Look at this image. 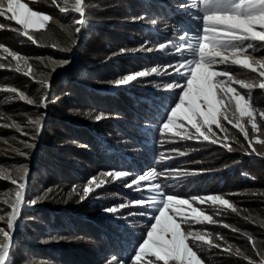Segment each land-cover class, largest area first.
<instances>
[{"label": "trees", "instance_id": "1", "mask_svg": "<svg viewBox=\"0 0 264 264\" xmlns=\"http://www.w3.org/2000/svg\"><path fill=\"white\" fill-rule=\"evenodd\" d=\"M167 2L86 0V22L77 34L79 25L74 20L79 14L72 10L74 0H57L55 5L52 0H27L33 10L52 17L44 29L30 31L36 43L15 31L19 26L14 21L0 17V169L15 175L18 166L27 164L26 200L37 201L23 208L18 218L11 264H106L109 258L131 264L150 218L128 215L141 211L138 206L115 215L104 214V209L117 206V200L127 203L146 195L145 189L134 191V186L125 184L151 164L150 168L159 171L189 173L178 180L162 177L167 180L168 193L179 198L221 194L236 207L233 212L221 205L199 206L216 223L194 225L193 230L211 233L218 245H202L198 258L203 264H249V260L259 264L258 253L264 252V156L247 154L252 151L249 141L227 122V144L232 151L220 143L191 140L161 147L158 127L165 107L179 90L170 92L158 85L181 78L153 74L121 88L111 83L178 59L173 48L160 50L158 45L181 43L173 21L184 16L177 5L185 1L176 0L175 7ZM61 6L67 15L61 14ZM4 47L23 56L28 65L21 61V71H16L17 61L3 52ZM148 47L153 51H146ZM249 54L264 58V49L257 47ZM65 60L68 63H60ZM230 70L257 84L252 89H237L256 115L258 127L264 125L260 115L264 113V89L258 86V73L235 66ZM8 88L36 103L29 105ZM44 99L50 102V113L37 106ZM100 115L103 118L97 121ZM37 116H46L45 128L34 141L37 147L25 158L18 154L29 151L21 141H32L22 133L34 134L29 120ZM248 128L252 134L250 124ZM214 130L223 138L219 129ZM252 135L264 139L259 131ZM255 146L264 152L260 144ZM173 149L186 154L180 156ZM169 155L173 158L168 159ZM109 170H129L133 175L119 185L96 189L82 200L78 193L89 179ZM15 187L0 175V215L5 216L0 226L6 227L11 208L5 201L15 198Z\"/></svg>", "mask_w": 264, "mask_h": 264}, {"label": "snow or ice", "instance_id": "2", "mask_svg": "<svg viewBox=\"0 0 264 264\" xmlns=\"http://www.w3.org/2000/svg\"><path fill=\"white\" fill-rule=\"evenodd\" d=\"M52 3L57 4V0H52ZM86 7V0H74L72 5V10L79 14V18L74 20V23L79 25L75 28L77 34L82 31V26L86 22ZM177 7L184 12L183 17L173 21L180 33L178 39L181 43L166 41L159 44L158 48L160 50L166 47L173 48L178 54V59L169 61L167 65L153 66L150 69L123 75L112 81V85L115 88L129 86L138 81V78H146L153 74L179 76L180 80L166 81L158 85L170 92L179 90L172 98V103L165 107L164 117L158 127L161 147L164 143H174L178 140L208 141L212 144L220 143L222 147H229L227 144L229 129L225 124L227 122L232 128L237 129L246 141H249L248 147L252 151L247 154L264 156V152L255 146L260 144L264 147V139H256L252 135L259 131L261 136H264V125L258 127L256 115L249 110L248 104L245 103V96L237 89V86L240 89H252L257 84L230 70L232 66H239L252 73H258V86L264 89V59H256L249 54V50H255L257 47L264 49V0H185ZM59 11L65 13L67 9L61 6ZM0 17L14 21L15 25L19 26L15 31L33 43H36V40L33 39L30 30L44 29L52 19L48 14L33 10L27 0H0ZM152 23L155 24L156 21L153 20ZM182 25H188V27H182ZM256 42H260L259 45ZM72 43L75 44L76 41L73 40ZM146 51L151 52L153 48L148 47ZM3 52L17 61L16 71H21L19 67L21 61L28 65V60L16 52L9 51L6 47L3 48ZM60 63L66 64L68 61ZM28 72H31L30 66ZM28 72H25V75ZM6 91L17 93L19 98L29 105L36 103L24 93L17 92L15 88H8ZM37 106L46 108L47 104L41 101ZM260 115L261 119H264V113ZM44 118V116H37L29 120V124L34 128V134L27 132L22 134L29 136L32 142L21 141L24 148L29 151H19V155L29 158L31 150L37 147L34 141L41 135ZM102 118L103 115H100L96 117V120L99 121ZM249 124L252 134L248 128ZM13 127L22 131L19 124ZM214 129H219L224 134L223 138ZM232 150L229 147V151ZM170 151L180 156L186 154L176 149ZM172 158L171 155L168 156V159ZM160 159H164L163 154ZM188 174V172L171 170H146L145 173L139 174L138 177L134 176L131 182L125 184L127 188H133L135 185L134 191H140L144 187L141 182L148 181L146 195L134 201L129 200L127 203L104 209L106 213L115 215L120 213L121 209L137 205L142 210L129 212L128 215L150 218L151 223L144 238L137 245L131 264H201L198 252L202 245L218 247L210 238L211 233L193 230L194 225L216 223L212 216L205 214L203 208L196 207L194 204L221 205L233 212L237 209L221 194L177 198L175 194L166 192V186L159 182L161 176L165 179L178 180L181 176ZM0 175L11 180L16 186L15 198L5 201L11 208V211L7 213L6 227L0 226V264H11L10 249L14 247L18 218L23 208L35 206L37 201L26 200V187L30 176L27 164L18 166L15 169V175L7 174L2 169H0ZM130 175L133 173L129 170L102 172L100 178H90L78 194L82 200L87 199L106 182L115 180L123 183L124 179ZM73 191L76 192L77 189L74 188ZM4 220L5 216L0 215V221ZM223 227L230 226L224 224ZM232 230L238 231L235 228ZM258 255L261 257L259 264H264V252ZM106 264H121V262L118 258H109ZM124 264L129 262L125 261ZM249 264H255V262L249 260Z\"/></svg>", "mask_w": 264, "mask_h": 264}, {"label": "rangeland", "instance_id": "3", "mask_svg": "<svg viewBox=\"0 0 264 264\" xmlns=\"http://www.w3.org/2000/svg\"><path fill=\"white\" fill-rule=\"evenodd\" d=\"M66 1H69V0H66ZM166 1H170V2H167V4H169V7H175L174 5H175V1L176 0H166ZM185 1V0H184ZM63 16L64 15H67V12H65V13H61ZM35 29H32V30H30V31H34ZM253 56V55H252ZM254 58H256V59H264V58H262V57H258V56H253ZM235 67H239V66H235ZM247 70V69H246ZM49 94L52 92V87H50V89H49ZM43 102H45L46 104H47V107H46V109L48 110V113H50V102H48V100H46V99H44L43 100ZM245 103H247L248 104V101H246L245 100ZM248 107H249V104H248ZM249 110H251L250 109V107H249ZM45 120H46V116H45V118H44V122H45ZM45 128V126H43L42 127V129H44ZM42 131V130H41ZM51 133H53V132H51ZM152 166V164L151 165H149L148 167H145V168H143V170H142V172H141V174H143V173H145V171L146 170H153L154 168H150ZM163 176H161L160 177V179H159V182H161L162 184H164L165 186H166V181L167 180H164L163 178H162ZM129 177H127L126 179H124V181H123V183L128 179ZM109 179H111V178H109ZM118 183H122L121 181H115V180H113V181H111L110 183H108V182H106L102 187H100V188H104V186H106V185H117ZM143 185H144V187H143V189H145V191H146V194H147V191H148V187H149V182L148 181H143V182H141ZM119 185V184H118ZM134 187H135V185H133ZM126 187V186H125ZM100 188H97V189H100ZM165 191L167 192V190H166V188H165ZM27 192H28V187H26V195H27ZM170 193V192H169ZM177 198H179V197H177ZM129 200V199H128ZM117 203V205H120V204H124V203H126L124 200H117L116 202H115V204ZM201 205H204V204H201ZM132 206H137V205H132ZM194 206H196V207H199L200 205H195L194 204ZM138 207H140V206H138ZM200 208V207H199ZM104 214H106V212L104 211ZM207 215V214H206ZM18 225H19V221H18ZM194 231H197V230H194ZM15 235H16V232H15ZM137 250V249H136ZM201 264H203L202 262H201Z\"/></svg>", "mask_w": 264, "mask_h": 264}]
</instances>
